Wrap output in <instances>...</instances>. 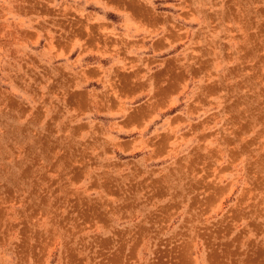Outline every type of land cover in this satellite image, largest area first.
Returning a JSON list of instances; mask_svg holds the SVG:
<instances>
[{
	"label": "clouds",
	"instance_id": "1",
	"mask_svg": "<svg viewBox=\"0 0 264 264\" xmlns=\"http://www.w3.org/2000/svg\"><path fill=\"white\" fill-rule=\"evenodd\" d=\"M0 264H264V0H0Z\"/></svg>",
	"mask_w": 264,
	"mask_h": 264
},
{
	"label": "rangeland",
	"instance_id": "2",
	"mask_svg": "<svg viewBox=\"0 0 264 264\" xmlns=\"http://www.w3.org/2000/svg\"><path fill=\"white\" fill-rule=\"evenodd\" d=\"M104 246H106V245H104Z\"/></svg>",
	"mask_w": 264,
	"mask_h": 264
}]
</instances>
